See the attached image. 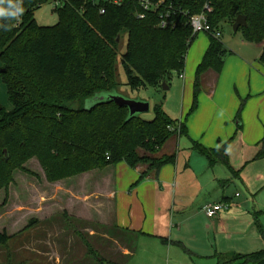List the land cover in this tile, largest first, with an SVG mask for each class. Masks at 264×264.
Here are the masks:
<instances>
[{"label": "trees", "instance_id": "16d2710c", "mask_svg": "<svg viewBox=\"0 0 264 264\" xmlns=\"http://www.w3.org/2000/svg\"><path fill=\"white\" fill-rule=\"evenodd\" d=\"M47 1L23 0L24 12L18 20L0 18V24L7 26V30L0 27V77L11 103L10 110L0 109V188L7 186L4 183L12 170L30 173L24 163L32 157L49 181L122 161L132 168L147 165L139 181L175 161V153L157 154L177 134L178 126V133H185L186 119L197 105L201 74L222 69L223 42L208 34L209 45L195 70L192 104L183 120H172L161 103L154 104L153 118L145 120L129 116L128 108L113 100L88 109L83 105L98 93L116 89L117 50L123 32L127 41L121 64L126 84L134 91L158 90L172 71L182 73L187 50L197 35L187 17L201 12L206 1L212 6L208 14L212 28L226 21L233 24L239 14L246 17L247 25L237 31L245 41L263 43L259 61L264 66V0H166L181 13L170 28L157 26L155 12L137 18L141 9L136 0L106 3L104 13L91 1L66 0L54 9L57 23L44 26L37 23L34 11ZM191 143L207 157L215 155L212 162L228 164L224 146L206 149ZM260 158H264V132L255 156ZM8 239L7 231L0 230V245ZM90 252L97 263L113 264L98 251ZM216 264H264V247L248 254H220Z\"/></svg>", "mask_w": 264, "mask_h": 264}, {"label": "crops", "instance_id": "0c3cea01", "mask_svg": "<svg viewBox=\"0 0 264 264\" xmlns=\"http://www.w3.org/2000/svg\"><path fill=\"white\" fill-rule=\"evenodd\" d=\"M220 29L226 50L222 69L201 74L197 105L186 119L185 133L175 134V161L139 181L146 166L132 168L123 161L73 179L87 182L83 189L94 183L88 191L72 188V193L88 202L95 196L98 204H112L115 228L134 235L127 236V243L115 240L117 252L110 245L103 249L109 254L103 257L113 264H123L117 260L125 258L127 264H156L166 252L171 264L176 258L178 264H216L220 254H248L264 247V194L259 196L264 192V158L255 159L264 132V66L259 61L263 43L242 36L238 42H225ZM200 38L204 42L191 49L198 38L192 41L183 77L179 74L180 113L172 118L166 111L172 120H183L191 107L195 70L210 37ZM167 85L170 92L178 88L171 80ZM191 141L206 149L224 146L228 164L212 162L216 156L200 153ZM252 165L258 172L246 180L249 195L240 192L236 198L239 191L233 194L232 187L239 172ZM219 201H227L228 209L207 219L201 207Z\"/></svg>", "mask_w": 264, "mask_h": 264}, {"label": "rangeland", "instance_id": "374dc122", "mask_svg": "<svg viewBox=\"0 0 264 264\" xmlns=\"http://www.w3.org/2000/svg\"><path fill=\"white\" fill-rule=\"evenodd\" d=\"M54 8L52 0H48L36 9L34 18L37 23L44 26L57 23L58 16ZM221 28L225 42L241 40L242 32L240 30L234 32L231 22H223ZM203 35L209 38L207 33H198L194 38L198 40L193 43L191 49L204 42L200 38ZM126 41L127 33L123 32L117 50L116 89L88 98L83 104L84 107L88 109L100 102L101 96L105 95L106 98L114 93L126 98L148 101L150 109L138 114L142 119L151 120L153 118V106L156 103L164 105L165 112L167 111L172 118H177L181 110L179 105L182 102L181 83L183 80L176 71H172L167 82L171 80L178 87L175 92H170L163 87L158 90L153 87L131 90L126 84L127 77L121 64V57L126 50ZM7 93L6 86L0 77V105L5 110L11 108ZM176 138L175 135L171 136L157 156L175 153ZM24 166L30 173L14 169L10 173L8 183H4L7 186L0 188V230L5 229L9 235L8 241L0 245V264H99L91 254V250L98 251L100 255L108 258L109 254L103 251L104 248L110 245L112 250L116 247L113 252H117L115 240L120 239L127 243L128 237H134L131 232L123 234L115 228L112 221V204L104 200L98 204L95 196L88 202L86 198H79L72 193V188L80 189L79 193L84 190L88 191L94 183H89V188L83 189L82 186L87 182L77 184L76 180H73L80 174L49 181L36 157L30 158ZM96 170L101 169L87 172ZM257 172L258 168L254 165L241 170L236 186L232 187V193L239 191V194L241 192L249 195L246 190V180L253 179ZM262 194L264 192L259 193V196ZM207 219L211 218L207 217ZM133 241L134 239H130L131 244ZM113 257H117L115 253ZM126 260L128 258L117 261L127 264ZM177 262L176 258L175 264H178ZM156 264H171L170 253L166 252L163 259H159Z\"/></svg>", "mask_w": 264, "mask_h": 264}, {"label": "built area", "instance_id": "2783aa9c", "mask_svg": "<svg viewBox=\"0 0 264 264\" xmlns=\"http://www.w3.org/2000/svg\"><path fill=\"white\" fill-rule=\"evenodd\" d=\"M66 0H52L55 8H58L63 5ZM93 2L94 4L99 5V12L104 13L105 4H114L119 5L123 4L126 0H88ZM141 11L137 12V18H143L145 13L155 12L158 13V23L157 26L160 28H170L174 27L177 24V19L175 15L180 13V11L175 10V8L167 2L166 0H136ZM212 6L208 1H206L202 10L199 13L190 14L187 17V23L192 29L193 34L198 33H207L213 36L214 38L221 39L222 31L220 28H212L210 23L208 22V14L211 12ZM54 8V9H55ZM182 12V11H181ZM187 15L186 12H182ZM181 14V13H180ZM18 23V22H17ZM180 77H183V74H180ZM179 125V123H178ZM177 132L180 130L179 126L177 127ZM239 193L235 194L236 196ZM229 203L227 201H219V202H208L205 203L201 210L205 213V215L209 218L215 217L218 212L221 210L228 209Z\"/></svg>", "mask_w": 264, "mask_h": 264}, {"label": "water", "instance_id": "95a60500", "mask_svg": "<svg viewBox=\"0 0 264 264\" xmlns=\"http://www.w3.org/2000/svg\"><path fill=\"white\" fill-rule=\"evenodd\" d=\"M246 25H247L246 17L242 14H239L235 18V21L232 24V28H233V31L236 32L240 26H246ZM162 87L164 89L168 88V86L166 85V82L162 83ZM107 100H113L118 106H126L128 108L129 116H133V115L138 116V114L142 112H146L150 109L149 102L146 100L126 98L119 94L111 93L110 95H108V97L105 98V95H104V96H101L99 99L100 102H104Z\"/></svg>", "mask_w": 264, "mask_h": 264}, {"label": "clouds", "instance_id": "9594fccd", "mask_svg": "<svg viewBox=\"0 0 264 264\" xmlns=\"http://www.w3.org/2000/svg\"><path fill=\"white\" fill-rule=\"evenodd\" d=\"M22 3L23 0H0V18H14L18 20L24 12ZM0 27L7 30L6 25L0 24Z\"/></svg>", "mask_w": 264, "mask_h": 264}]
</instances>
